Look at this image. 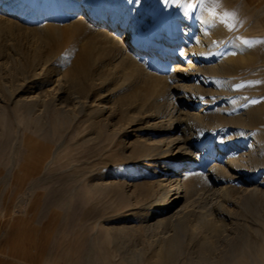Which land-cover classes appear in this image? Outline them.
Segmentation results:
<instances>
[{
    "label": "rangeland",
    "instance_id": "obj_1",
    "mask_svg": "<svg viewBox=\"0 0 264 264\" xmlns=\"http://www.w3.org/2000/svg\"><path fill=\"white\" fill-rule=\"evenodd\" d=\"M69 1L0 0L6 220H51L93 264L264 262V0H71V16L113 19L114 34L161 48L129 62L89 38L102 25L68 27ZM183 53L199 71L169 65ZM162 121L176 131L158 133ZM170 136L188 141L186 183L199 187L161 212L163 181L187 164L150 154Z\"/></svg>",
    "mask_w": 264,
    "mask_h": 264
},
{
    "label": "bare ground",
    "instance_id": "obj_2",
    "mask_svg": "<svg viewBox=\"0 0 264 264\" xmlns=\"http://www.w3.org/2000/svg\"><path fill=\"white\" fill-rule=\"evenodd\" d=\"M73 2L74 1H69L65 4V7L62 8L64 9V11H62L63 13V16H64V20H67L68 23H69V28L70 29H73L75 30L76 32H79L81 31V29L83 28H86L88 27L87 23H93L94 24H97V25H102L103 27V30H95V31H91L90 32V37L92 40H96L99 42V45L101 44L103 46L102 49H104V51H109L112 50L114 53H116V55L120 58H122L123 60H127L130 59V57L132 55H134L135 51L136 50H140L142 51L143 53L145 54H150V53H154V54H157L159 53V50L161 48H159V46H151V47H148V46H144L142 43H140L139 41H137L135 39V36H134V33H132L133 31H128L121 34L119 31H116L114 34V21L113 19H104L103 17H99L98 15H96L95 13L93 12H90V11H84L82 12L81 16H74L73 15L71 16L70 13H76L75 12V8H73ZM53 5V4H52ZM73 6V7H72ZM54 7V6H53ZM61 7H63L61 5ZM77 7V6H76ZM55 8V7H54ZM50 10V9H49ZM54 11V9H53ZM49 12V11H48ZM44 15L46 17H48V19H52L53 17H55L52 12V9L50 11V13H48ZM1 15V14H0ZM73 17V18H72ZM44 18V17H43ZM41 18V19H43ZM91 21V22H90ZM189 22V20H187ZM17 22V21H16ZM7 23V22H6ZM91 26H93V24H90ZM34 28V27H33ZM39 28V27H38ZM41 28V29H40ZM39 29V32L41 31V34L39 35H42L40 37H42L43 40H45L46 42H48L50 40V37L52 36V29H51V25H46L44 24V21L41 23V27ZM89 28V27H88ZM95 28V27H94ZM116 29V28H115ZM25 30V29H24ZM93 30V29H92ZM35 32V31H34ZM34 36V35H33ZM95 41V42H96ZM51 42V41H50ZM94 42V43H95ZM130 43V46H126L125 43ZM100 45V46H101ZM125 45V46H124ZM94 48V47H93ZM96 48V47H95ZM87 49V48H86ZM90 51V50H89ZM155 51V52H154ZM185 51V50H184ZM103 52V51H102ZM164 52V51H163ZM188 53V52H187ZM180 54V53H178ZM100 55V54H99ZM134 57V56H133ZM177 61V62H176ZM129 62V61H128ZM179 62V64H181L184 68L187 67L188 69H191V70H196V67L194 66V64L192 63V61H190L188 59V56L187 54L183 53L181 55H173L171 56V60H170V64L171 66H175L177 65ZM90 63V62H89ZM128 66V65H127ZM181 66V67H182ZM47 68V67H46ZM179 69V68H178ZM39 70V69H38ZM42 70V69H40ZM49 69H44L42 70V73L41 74H44V73H47L49 72L48 71ZM130 70V69H129ZM186 70V69H185ZM199 71V69H197ZM196 70V71H197ZM184 71V69H183ZM41 72V71H40ZM152 73V72H151ZM148 74V73H147ZM37 75V73H36ZM45 76V75H44ZM50 76V75H49ZM171 77V76H170ZM169 77V78H170ZM178 77V76H177ZM181 78V77H180ZM78 79V78H77ZM97 79V78H96ZM172 79V78H170ZM176 80V78H175ZM49 83H50V80L48 79L47 80ZM47 82V83H48ZM60 82L62 83V79H60ZM86 82V81H85ZM173 82V81H172ZM175 82V81H174ZM59 83V84H61ZM79 83V82H78ZM87 83V82H86ZM180 83V82H179ZM97 84V83H96ZM183 84V83H182ZM181 84V85H182ZM70 87V86H69ZM79 87V86H78ZM85 87V86H84ZM181 88V86H179ZM196 87V86H195ZM193 92V91H192ZM38 97V96H37ZM40 97V96H39ZM38 99V98H37ZM34 100V99H33ZM36 100V99H35ZM40 100V99H39ZM176 102V101H175ZM38 104V103H37ZM41 104V103H40ZM45 106L46 104H49L48 102L44 103ZM75 104V103H74ZM34 105V104H33ZM36 106V105H35ZM38 106V105H37ZM34 108V107H33ZM38 108V107H37ZM168 110V109H167ZM37 112V110H36ZM35 113V112H34ZM168 121V120H166ZM171 122V121H170ZM159 124H154L156 129L155 130H158L160 133V131L162 132H169V134H173L176 129L175 128H171V129H168V125L169 123H166L168 124L167 126V129L166 130H163L165 129L163 126V121L162 122H158ZM172 126V125H171ZM153 127V126H152ZM151 128V126L149 127ZM162 132V133H163ZM157 133V132H156ZM172 136H170L171 138ZM165 139V138H164ZM160 142H163V141H160ZM165 142V141H164ZM188 142V141H187ZM186 141L182 140V139H169L167 141V144H166V148H162L160 147L159 145L158 146H152L150 147V154L152 152H155L157 150H159L161 153H164V155L162 154V157L165 159H167V162L169 163V166L170 167H174V166H177L178 163L176 162L177 159H180V160H183L184 162L186 161L187 164L186 165H183V169L178 171V174L177 175H174V176H171V177H167L163 182H168L169 185L168 188H170L169 190H167V188L163 187L162 191H161V196L158 197L157 199V202H156V206L158 208H161V212H172L175 207L177 206L180 198H181V195L184 194L187 195V193H193V191L195 190L196 187H199V185H195L196 187H188L186 181L188 179V176H189V172L190 170L194 167L192 164L196 162V165H197V162L195 159H194V154L192 153V151H190V148L188 147V144H187ZM156 144V143H155ZM163 144V143H162ZM166 155V156H165ZM194 155V156H193ZM153 156V155H152ZM198 156V155H197ZM198 158V157H196ZM153 159V158H152ZM199 160V159H197ZM181 163V162H180ZM190 163V164H189ZM182 165V164H180ZM190 165V166H189ZM168 167V166H167ZM165 167V168H167ZM169 168V167H168ZM177 169V168H176ZM179 169V168H178ZM222 169V168H221ZM167 172H171L170 169H166ZM193 171V170H192ZM192 185V184H190ZM194 185V184H193ZM201 187V186H200ZM197 189V188H196ZM257 189V188H256ZM159 190V189H158ZM198 190V189H197ZM174 193V194H173ZM174 197V198H172ZM247 198V197H246ZM167 215V214H166ZM215 215V214H214ZM176 215H169L167 217L168 221L169 220H173L174 221V218H175ZM176 219V218H175ZM182 219V218H181ZM162 220H159L157 221L154 226H157L159 227L161 224H162ZM177 220V219H176ZM167 221V220H166ZM164 223V222H163ZM161 228V227H160ZM95 231H93V233H95ZM154 236V235H153ZM167 257V256H166Z\"/></svg>",
    "mask_w": 264,
    "mask_h": 264
},
{
    "label": "crops",
    "instance_id": "obj_3",
    "mask_svg": "<svg viewBox=\"0 0 264 264\" xmlns=\"http://www.w3.org/2000/svg\"><path fill=\"white\" fill-rule=\"evenodd\" d=\"M10 219L0 209V264H93L79 258L76 240L67 238L51 220L22 224L20 217ZM250 263L264 264L254 257Z\"/></svg>",
    "mask_w": 264,
    "mask_h": 264
}]
</instances>
